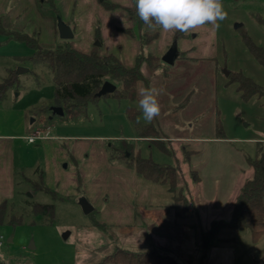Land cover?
Returning a JSON list of instances; mask_svg holds the SVG:
<instances>
[{
	"label": "rangeland",
	"instance_id": "1",
	"mask_svg": "<svg viewBox=\"0 0 264 264\" xmlns=\"http://www.w3.org/2000/svg\"><path fill=\"white\" fill-rule=\"evenodd\" d=\"M20 1L0 0V87L10 71L17 74L16 83L0 100V134L20 135L14 140V165L17 171L20 167L23 170L17 175L15 196L7 204L6 219L16 216L22 222L15 226L8 222L0 225V237H4L0 260L6 264H100L116 247L139 250L135 244H124L116 238L112 227L120 218L127 219L128 197L133 190L128 175L117 168L133 170L109 159V146L118 145L116 141L128 142L134 154L155 163L180 168L177 195L184 196L188 206L197 211V216L186 222L195 225L198 243L201 233L211 229L214 221L228 222L237 195L253 176L247 158H255L257 145L264 143V97L244 100L237 84L228 85L226 72H242L264 87V66L244 40L249 36L264 49V0H222L227 16L217 22L218 26L206 24L187 34L180 32L197 51L194 58L190 51H180L179 40L174 36L160 54L158 42L152 48L140 49L145 53L154 51L159 64L157 68L145 64L144 80L136 84V91L143 85L156 87L161 93L160 115L151 122L158 124L159 134L148 140L139 138L136 131L138 124H151L144 121L142 112L136 122L127 115L129 107L140 110L137 94L134 102L102 98L88 104L85 110L67 109L62 115L57 114L51 69L31 61L33 49L14 39L20 33L36 35L44 48L66 45L74 48L76 43L83 49L98 46L101 55L114 54L123 61L132 52V41L118 30L129 27L127 17L110 13L106 5H94V0H78L77 12L81 3L86 14L91 12L92 16L89 21L86 16L80 28L77 12L73 16L69 13L74 0H40L43 4L39 13L32 6L26 11ZM109 1L124 3V0ZM27 3L32 5L29 0ZM59 18L71 27L72 40H63L57 27L55 31L53 24ZM237 24L242 27L236 28ZM95 25L99 28V39ZM172 50H177L176 57L169 64L164 58ZM20 68L26 71L18 74ZM218 113L225 135L222 140L214 139ZM48 125L53 130L52 136L57 135V130L90 135L91 138L80 143L77 161L71 158L74 140L43 145L40 141L30 144L23 137L27 129L44 130ZM73 125L80 129L72 130ZM185 153L192 156L190 161ZM39 170L44 172V183L50 191L41 186ZM192 171H198L200 183L192 180ZM8 191L5 185L0 197H6ZM82 199L96 209L92 215L84 213ZM46 204L55 206L53 220L43 214L42 205ZM181 207L180 202L177 209ZM113 210L126 213L114 215ZM94 220L107 225L95 228ZM227 238L235 239L227 256L212 253L214 249L209 251L214 254V264H251L264 258V234L254 241L245 229L226 228L218 232L215 243ZM161 252L182 260L170 250ZM196 252L199 263L202 253L199 245Z\"/></svg>",
	"mask_w": 264,
	"mask_h": 264
},
{
	"label": "trees",
	"instance_id": "2",
	"mask_svg": "<svg viewBox=\"0 0 264 264\" xmlns=\"http://www.w3.org/2000/svg\"><path fill=\"white\" fill-rule=\"evenodd\" d=\"M108 7H111L107 4ZM58 20V19H57ZM138 34L141 47L152 48L158 42L161 29L152 31L137 16ZM58 30V28H57ZM127 33L133 34L132 31L126 30ZM59 33V32H58ZM16 37V38H15ZM99 39V31H97ZM185 38L180 32L175 31L174 39L180 40ZM14 39L27 43L33 49V55L29 58L37 65L48 66L53 73L55 87V105L64 110L67 109H86L88 104L97 103L102 98H112L117 100H136V84L144 80L142 68L145 64L152 68L159 67L158 57L154 51L147 53L141 52L136 59L133 67H126L123 62L114 54L101 55L99 47L94 46L90 53L82 52L68 45L60 48H44L40 45L36 35L16 33ZM245 43L254 57L264 66V49L256 45L249 36L244 37ZM229 83L237 84V91L246 101L264 97V87L258 85L250 77L245 76L242 72L229 73ZM17 81L15 71H10L9 75L0 87V100L6 97L10 87ZM111 82L116 86V91L106 96L98 97L97 93L101 90L105 82ZM78 103V104H77ZM141 113L136 108L127 109L128 118L136 122L137 116ZM216 137L214 139H225L223 126L217 114ZM136 131L139 138L150 139L157 137L159 134L158 124H138ZM116 144L109 146V159L124 164L126 167L133 169L138 176H141L154 183L166 185L173 194L175 205L182 203V207L177 209L176 216L180 223H187V219L197 216V211L188 206L186 198L177 195L178 177L180 168L171 165H161L153 160L141 157L131 151V144L126 141H116ZM163 148V147H162ZM165 149V148H164ZM167 153H171L168 149ZM129 154V155H128ZM186 154V159L190 161L191 155ZM248 166L253 170V176L247 180L237 195L233 203L231 218L228 222L214 221L211 229L204 231L200 235L199 247L202 250L199 264H205L208 253L214 245L226 246L233 245L234 238L220 239L215 243L218 232L222 229L237 231L245 229L250 232L254 241L264 234V143L257 145L255 158H247ZM41 186L50 191L44 183V172L39 170ZM192 180L200 183L201 178L198 171H192ZM7 204L5 201L0 205V225L5 222L11 225H18L22 219L16 216L7 219ZM43 214L50 215L54 219L55 206L53 204L42 205ZM95 211V209H94ZM90 213L92 215L94 213ZM105 224L94 220V227L99 228ZM195 227V225H193ZM264 262V258L254 260L251 264ZM0 264H6L0 260ZM100 264H181L173 257L162 253L157 249L131 250L116 247L115 251L106 256Z\"/></svg>",
	"mask_w": 264,
	"mask_h": 264
},
{
	"label": "crops",
	"instance_id": "3",
	"mask_svg": "<svg viewBox=\"0 0 264 264\" xmlns=\"http://www.w3.org/2000/svg\"><path fill=\"white\" fill-rule=\"evenodd\" d=\"M27 1L28 0L20 1L21 5L24 6V9L26 11H29V6H32L39 13V8L40 6L42 7L43 2L40 0H29L30 2H32L31 5L30 3L28 4ZM94 1L96 2V4L95 2L93 3L94 5H97V3L100 4L101 7H104L103 5H106V9L108 11L110 10L109 11L110 13L112 14L121 13L120 14L121 16H125L129 20L128 23L129 27L119 28L118 30L125 32V34H127L128 36V39L132 41L131 44L132 52L130 53V56L126 57L123 61L118 56L117 57L123 62V64L126 67H133L136 63L137 56L141 53L140 49L142 48L138 34L137 15L135 12L134 0H124L123 4L113 1L111 2L109 0H94ZM107 4H109L111 7H108ZM77 7H78V0H74L73 8L69 12L71 16L75 15V13L78 11ZM76 14H77L78 22H80V28L82 26V23L85 21L86 16H88L89 18L86 19V21L92 19L91 12H89L87 15L81 3H80V11L79 13L77 12ZM56 24L57 23L55 21L53 24L54 29L57 27ZM94 28L96 29L95 34L97 35V31H99V28L97 25H95ZM126 30L132 31L133 34L127 33ZM173 32L174 31L165 32L161 30L160 37L158 39V43L160 44L161 47L158 46V51H157L158 54L162 53L165 50V48H167V46L170 44L172 37L174 36ZM189 40L190 39L186 37L179 40L180 51H190L189 53L192 55V58H194V55L197 53V51H195V48L192 47L191 44H189L190 43ZM74 48L85 53H90L93 50L94 46L90 45L86 49H83L81 47L79 48L76 43ZM100 54L102 53L100 52ZM65 112L66 111H64V113ZM70 128L72 130H79L80 126L73 125ZM46 130H51V132H53L51 125H48L45 127L44 130L27 129L26 135H24L23 137L27 139L37 131L45 132ZM57 131H58L57 135L55 136H52V133H50V137L48 138L39 139L33 143H30L29 141L28 142L30 144H36L38 141H40L44 143L43 145H45L50 141L74 140V144L71 148L72 151L71 158L72 160L77 161L76 158H78L79 156L80 143L84 142L83 141L84 139L91 138L90 135L80 134L74 131H72V134L63 133L62 130H57ZM17 137H20V135L15 136V135L0 134V159L2 157V160H0V185H1L0 191H2L3 188H5V185L10 190L8 191L6 197H2V198L0 197V205L5 201L7 202L13 201L12 198L15 196L17 175L23 173V170L20 169L21 167L18 169L19 171H17L16 166L14 165L15 148H16L14 140ZM10 139L12 142L10 141ZM104 141L105 140H103V142ZM39 146L41 145H37V147ZM3 154H6L7 156H4ZM117 169L120 171V173L122 172V174L128 175V178H130L131 180V185L133 187V190L130 192L128 197V201L130 202L129 211L126 213L125 212L126 209H125L122 210L121 213L119 211L113 210L114 215L116 213H118L119 215H124L126 213L128 216L127 219L120 218V221L112 224L113 230L116 233V238L122 240L124 244H135L137 248H139V250L153 248L161 251L167 249L170 250L172 254H175L176 256L180 257L183 263L186 262L187 264H191V259H192V264L193 263L199 264L196 262L197 259L196 251L199 245L197 230L192 224L189 223L182 224L178 222L176 216L177 207L175 205L173 194L169 191L168 186L157 184L141 176H138L133 169H131L133 170V172L129 170L128 172H126L127 170H125L124 167L122 168L118 167ZM79 175H80V170L78 169V176ZM3 178L5 180V183H2ZM30 196L32 197L31 194ZM99 222L101 223V220H99ZM229 246L231 245H226V246L218 245L216 246L218 248L212 247L210 251L214 249L212 250L214 251L212 253L215 254V252H219L221 255L227 256L228 251L230 252L229 249H231ZM213 255L208 253V258L205 262L206 264H214V260L212 259Z\"/></svg>",
	"mask_w": 264,
	"mask_h": 264
},
{
	"label": "clouds",
	"instance_id": "4",
	"mask_svg": "<svg viewBox=\"0 0 264 264\" xmlns=\"http://www.w3.org/2000/svg\"><path fill=\"white\" fill-rule=\"evenodd\" d=\"M134 4L136 15L152 31L187 34L206 24L218 26L227 16L222 0H134ZM160 94L156 87H138V108L144 121L151 123L160 115Z\"/></svg>",
	"mask_w": 264,
	"mask_h": 264
},
{
	"label": "water",
	"instance_id": "5",
	"mask_svg": "<svg viewBox=\"0 0 264 264\" xmlns=\"http://www.w3.org/2000/svg\"><path fill=\"white\" fill-rule=\"evenodd\" d=\"M240 27H242V25H240V24L236 25V28H240ZM57 28H58L59 35L63 40L69 41V40H72L74 38V33H73L71 27L69 25L65 24L60 18L58 19V22H57ZM176 52H177V50H172L171 52H169L165 56L164 61L166 63H169V64L173 63L175 60V57H176ZM25 71L26 70L20 68L18 70V74H21ZM226 74L229 75L228 72H226ZM115 91H116V86L113 83L107 81L103 84L101 90L97 93V96L98 97L106 96L107 94L114 93ZM55 112L57 114L62 115L64 113V110L61 107H55ZM80 205H81L84 213L87 215L94 211V207L92 206V204L87 199H82L80 202ZM9 241H12V239H10Z\"/></svg>",
	"mask_w": 264,
	"mask_h": 264
},
{
	"label": "built area",
	"instance_id": "6",
	"mask_svg": "<svg viewBox=\"0 0 264 264\" xmlns=\"http://www.w3.org/2000/svg\"><path fill=\"white\" fill-rule=\"evenodd\" d=\"M50 137V130H46L45 132H41V131H37L36 133H34L32 136L28 137V141L30 143L35 142L36 140L39 139H45ZM4 245V237L1 236L0 237V248Z\"/></svg>",
	"mask_w": 264,
	"mask_h": 264
}]
</instances>
